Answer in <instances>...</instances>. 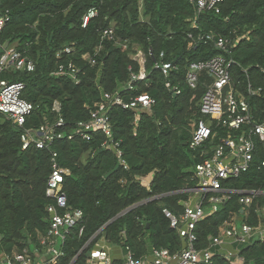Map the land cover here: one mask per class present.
<instances>
[{"label":"trees","instance_id":"obj_1","mask_svg":"<svg viewBox=\"0 0 264 264\" xmlns=\"http://www.w3.org/2000/svg\"><path fill=\"white\" fill-rule=\"evenodd\" d=\"M8 11L9 21L0 32V44H17L35 62L34 71L5 73L0 78L24 81L23 95L36 108L27 125L39 126L54 121V100L62 104L68 128L86 119L89 106L101 99L102 92L120 91L130 94L148 93L156 103L150 111L135 113L113 107L110 120L114 140L123 151L126 168L113 149L101 146L103 135L96 133L90 141L64 140L54 145L65 175L64 190L69 204L84 213V230L73 226L64 243L61 264L84 263L99 238L105 236L111 245L129 246L137 257L147 251L146 236L153 247L177 250L183 241L170 227L163 208L175 213L183 211V202L192 195L198 180L195 165L227 134L237 136L247 125L233 130L214 126V137L200 148H190V140L201 119L202 98L211 83L203 72L195 88L184 80L191 62L206 61L219 54L233 60L230 71L237 92L246 96L254 118L264 117V0H225L220 13L203 12L192 26L195 16L189 0H0ZM95 7L97 15L83 27L82 19ZM112 27L116 39L102 36ZM213 33L231 40L250 32L228 51L216 47L213 40H197L191 46L189 33ZM126 42L127 48L122 47ZM72 46L71 53L63 52ZM137 49L147 56L149 76L136 82V91L123 89L130 80L129 66L137 71L133 59ZM0 50L1 47H0ZM173 62L176 70L171 80L179 84L180 94L165 87L160 71L153 69L159 53ZM151 53V54H150ZM85 55H87L85 57ZM90 58L96 61L91 64ZM73 62L81 67L79 83L68 75H54L60 64ZM261 87L260 95H249L248 84ZM21 128L0 113V256L27 249L34 258L42 252L39 235L46 234L49 214L46 206L47 178L51 169L48 150L22 149ZM264 142H257L254 160L248 171L238 178L223 182L233 190H264ZM151 177L149 185L142 178ZM221 203L218 210L201 220L196 228L197 247L206 248L210 236L218 235L230 223L247 220L256 225L264 198H256L248 207L239 203V194ZM247 213V217L245 216ZM242 264H264V238L256 239L241 251ZM211 264H234L230 258L215 255Z\"/></svg>","mask_w":264,"mask_h":264},{"label":"built area","instance_id":"obj_2","mask_svg":"<svg viewBox=\"0 0 264 264\" xmlns=\"http://www.w3.org/2000/svg\"><path fill=\"white\" fill-rule=\"evenodd\" d=\"M193 5L195 16L189 18L193 27H197V19L203 12L220 13L221 6L225 0H189ZM97 15L95 7L90 8L83 16L82 26L85 27L90 19ZM8 11H3L0 7V32L9 21ZM250 32L239 35L231 40L226 37H216L213 33L200 32L197 38L189 33L191 46L195 45L197 40H213L216 47L228 51L233 46H237L243 39H249ZM102 36L109 39H116L112 27L106 28ZM127 43H122L123 48H127ZM3 50L0 55V76L5 73L15 71H34L35 62L26 52L17 48V44H0ZM74 50L72 46H66L63 52L71 53ZM151 54V53H150ZM87 55H85L86 57ZM165 51H161L153 63V69L160 71L165 79V87L173 91L174 94H180L179 84H174L171 75L176 66L173 62L164 59ZM133 59L139 64L136 71L133 66H129L130 80L124 87L125 92L136 91V82L145 81L149 76L146 69V53L142 49H137L133 54ZM91 64L96 61L90 58ZM233 60L223 54L214 56L206 61L191 62L187 67L184 80L191 87L195 88L200 81L201 74L207 72L212 81L206 87L202 98L201 112L207 119H201L193 132L190 140V148L196 150L205 144L206 140L214 137V124L223 125L228 129L237 130L247 125L248 130L243 133L232 136L227 134L220 139L218 144L211 150H203L202 155H206L202 161L194 167V174L198 180L193 193L197 201L183 202V211L173 212L169 208H163V214L169 220L170 227L177 233L183 244L177 250H170L168 247L153 248L150 256L137 257L129 246H123L125 255L120 264H211L216 255L214 249L221 244L222 236L225 234L242 244H251L256 238H264V202L257 208L261 215H258V222L252 225L244 221L237 228L228 226L225 230L216 236H210L209 247H197L196 228L198 223L207 216L215 213L220 204L228 200L231 193L239 194V203L248 207L256 198H264V190H233L226 188L223 182L228 179L238 178L242 173L251 167L257 142H264V117L257 121L250 108V104L241 92L235 90L232 82L230 67ZM81 67L73 62L68 65L60 64L53 71L54 75H68L75 83L81 81ZM264 72V66L261 68ZM26 88L24 81H11L7 78H0V113L6 118L12 120L21 128L22 149L36 147L48 150L50 153V172L47 178L46 196L51 200L46 206L49 214V226L46 234L39 235V244L43 248L42 252L36 251L37 258L27 250L14 252L11 255L0 256V264H61L63 252L60 244L66 240L69 230L76 225H80L79 234L84 230L82 220L83 210L69 204L64 190L65 175L70 170L61 165L57 150L54 145L64 141L80 139L90 141L96 133L103 135L101 146L105 149H113L115 154L124 166L128 164L122 158L123 151L119 147V142L114 140L113 127L110 120V112L113 107H121L135 113V121L139 120L141 111H150L155 105L156 100L148 93L130 94L126 98L120 91L102 92L101 99L89 106V115L86 119H80L68 128L66 120L62 114V104L59 100H54L52 111L56 118L54 121L41 123L39 126L27 125L29 117L36 108V105L26 99L23 92ZM261 87L254 88L248 84L249 95H260ZM264 167V159L261 161ZM144 185L148 186L146 178H142ZM247 217V213L245 214ZM223 233V234H222ZM254 242V241H253ZM59 244V245H58ZM110 242L102 236L93 246L87 260L82 264H117L112 258L109 246ZM227 257H231L230 254ZM75 256L70 264H77Z\"/></svg>","mask_w":264,"mask_h":264},{"label":"crops","instance_id":"obj_3","mask_svg":"<svg viewBox=\"0 0 264 264\" xmlns=\"http://www.w3.org/2000/svg\"><path fill=\"white\" fill-rule=\"evenodd\" d=\"M150 179H151V177H146V182L149 183ZM188 201H191L192 203L197 201V197L195 196L193 191H192V195L190 196ZM245 214H246V212H245ZM228 226H235L237 228L240 225L234 224V223H230ZM226 228H228V227H226ZM226 228H223V230H225ZM223 230H221V232ZM221 239H222V242H221V244H219V245H217L215 247L214 253L216 255H223V256H227L228 254H230L231 257H229V258L231 259V261L234 264H242L244 259L240 255V251L248 244H242L240 242H237L233 238L228 237L225 234H223ZM256 239H258V238H256ZM256 239L253 240V241H256ZM145 240L147 241L146 242L147 243V251H146V253L144 255L145 256H150L154 247L150 243V240H149L148 236H146ZM109 251H110V254H111L112 258L114 259V262L117 263V264H120L122 262L123 258H124V255H125L124 247L123 246H118V245H110L109 246Z\"/></svg>","mask_w":264,"mask_h":264},{"label":"rangeland","instance_id":"obj_4","mask_svg":"<svg viewBox=\"0 0 264 264\" xmlns=\"http://www.w3.org/2000/svg\"><path fill=\"white\" fill-rule=\"evenodd\" d=\"M3 50H0V55L2 54ZM241 222H238V225H240ZM59 245V244H58ZM60 246V245H59Z\"/></svg>","mask_w":264,"mask_h":264},{"label":"water","instance_id":"obj_5","mask_svg":"<svg viewBox=\"0 0 264 264\" xmlns=\"http://www.w3.org/2000/svg\"><path fill=\"white\" fill-rule=\"evenodd\" d=\"M8 45H9V42H6V43H5V47H7Z\"/></svg>","mask_w":264,"mask_h":264}]
</instances>
